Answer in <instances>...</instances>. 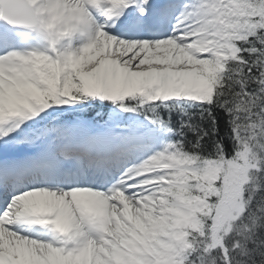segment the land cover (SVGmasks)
I'll return each mask as SVG.
<instances>
[{
    "label": "snow or ice",
    "instance_id": "6c2138e0",
    "mask_svg": "<svg viewBox=\"0 0 264 264\" xmlns=\"http://www.w3.org/2000/svg\"><path fill=\"white\" fill-rule=\"evenodd\" d=\"M0 264H264V0H0Z\"/></svg>",
    "mask_w": 264,
    "mask_h": 264
}]
</instances>
